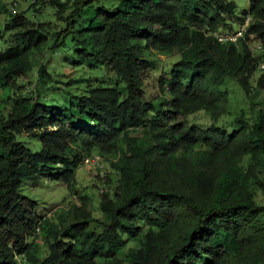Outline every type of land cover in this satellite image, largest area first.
Here are the masks:
<instances>
[{"label": "trees", "instance_id": "obj_1", "mask_svg": "<svg viewBox=\"0 0 264 264\" xmlns=\"http://www.w3.org/2000/svg\"><path fill=\"white\" fill-rule=\"evenodd\" d=\"M101 1L39 0L64 22L51 45L46 24L28 23L0 5V16L8 13L0 38L9 43L0 50V88L11 90L32 72L37 55L59 49L67 36L80 62L88 57L114 76L88 83L65 109L33 97L5 99L0 264H264V203L253 189L264 198V111L252 121L235 117L231 132L215 125L227 112L226 77L250 97L264 52L253 55L247 42L264 45V0H249L236 17L251 18L238 47L211 35L231 30L233 0L93 6ZM83 15L87 23L78 26ZM159 55L179 59L158 77L161 96L145 100L144 77ZM37 72L47 83L45 66ZM256 84L263 88L264 73ZM199 110L212 120L206 129L185 122ZM22 134L37 137L39 149L17 139ZM94 153L116 172L114 189L100 193L101 217L91 216L87 196L56 216L37 214L22 182L47 177L71 188L83 156Z\"/></svg>", "mask_w": 264, "mask_h": 264}, {"label": "rangeland", "instance_id": "obj_2", "mask_svg": "<svg viewBox=\"0 0 264 264\" xmlns=\"http://www.w3.org/2000/svg\"><path fill=\"white\" fill-rule=\"evenodd\" d=\"M235 2V10L233 16H226L231 30H235L242 23L236 17L241 16L248 9L249 0H233ZM39 0H19L16 8L18 15L25 17L28 23H44L48 26L49 45L54 41V34L64 29V22L57 18L55 8L50 5L37 4ZM106 6V1L95 3L93 6ZM0 5L11 11L12 0H0ZM33 5V6H32ZM69 12L66 10L65 14ZM83 15L78 20V26H84L88 18ZM8 19V13L0 16V29H3L4 23ZM230 31L229 29H221V31ZM227 31V32H228ZM7 35V33H6ZM12 41V40H10ZM9 43L3 42L0 38V50L5 49ZM78 48L72 41L71 36L63 39V43L59 49L46 50L37 55L33 60L32 72L16 81L11 90L0 88V115H6L9 104L5 99L10 97L16 99L18 97H33L38 99L39 103L60 107L65 109L68 106L69 98L75 93L80 92L88 83L96 84L97 82L105 83L114 76L107 73L104 66H91L88 57L80 62V54ZM159 61H154L153 66L147 71L144 77V99L151 100L156 96H161L157 80L162 71H169L174 62L179 59V55H159ZM80 62V63H79ZM44 65L49 78L47 83L38 79V68ZM264 73V70L258 68L251 77L252 91L250 97H246L239 84L226 77L222 83V89L227 90V112L222 115L215 125L231 132L235 126L234 118L244 115L247 120L252 121L257 117L259 111H264V86H257V79ZM112 84V82H111ZM121 91L124 93L125 88L122 86ZM167 94H165L166 96ZM186 124L195 125L200 129H206L212 123L208 113L203 110L196 111L186 116ZM17 139L25 142V145L31 150H38L40 142L37 137L17 135ZM85 156H83L84 158ZM82 158V159H83ZM104 160V159H103ZM116 172L111 163L106 159L102 170H97L94 166H88L81 163L75 169L73 186L67 188L62 181L54 180L47 177L40 178L37 182L23 181L20 191L37 201L36 212L39 215L56 216L60 209H67L72 203H79L80 196L89 198V208L91 216L94 218L101 217L99 211L100 193L111 192L115 187ZM111 179L108 182V179ZM255 191V199L259 204L264 203L261 191L253 188ZM55 210V211H54ZM59 211V212H58ZM57 212V214H56ZM55 214V215H54Z\"/></svg>", "mask_w": 264, "mask_h": 264}, {"label": "built area", "instance_id": "obj_3", "mask_svg": "<svg viewBox=\"0 0 264 264\" xmlns=\"http://www.w3.org/2000/svg\"><path fill=\"white\" fill-rule=\"evenodd\" d=\"M19 5V0H12L11 11L16 12V8ZM251 18L247 16L244 22L235 30L230 31H218L214 32L211 35L218 41L222 43H231L234 46L238 47L241 39H246L247 27ZM248 47L253 55H258L264 52V45L258 40L248 41ZM258 68L260 70L264 69V61H259ZM104 159V160H103ZM106 159L98 153H94L89 156H85L82 159V163L88 168L94 166L97 170H102L104 167Z\"/></svg>", "mask_w": 264, "mask_h": 264}]
</instances>
